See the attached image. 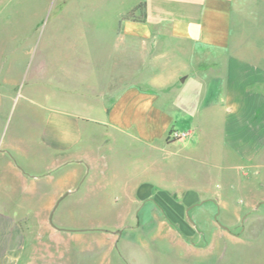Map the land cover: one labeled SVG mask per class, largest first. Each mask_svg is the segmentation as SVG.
Masks as SVG:
<instances>
[{"label":"crops","instance_id":"obj_1","mask_svg":"<svg viewBox=\"0 0 264 264\" xmlns=\"http://www.w3.org/2000/svg\"><path fill=\"white\" fill-rule=\"evenodd\" d=\"M236 2L140 0L131 7L143 4L140 19L120 20L131 9L118 15L111 69L81 68L62 75L54 72L52 77L49 72H32L36 86L26 98L50 114L42 122L21 119L11 136L0 139L1 153L12 152L21 159L22 167L9 169L22 194L35 195L42 205L52 204L60 191L68 192L65 197L82 198L81 204L94 198L102 205L155 200L158 205L189 206L188 210L207 202L225 205L227 191L215 192L209 183L215 170L208 164L207 151L213 142L222 156L219 173L225 168V153L233 152L248 165L264 150V96L250 91L264 83V72H232ZM168 51L186 56V62L151 83L143 68ZM201 62L204 67L198 65ZM40 88L47 89V105L34 94ZM54 93L61 96V107L53 106ZM22 123L27 126L25 135L19 132ZM1 128L2 124L0 132ZM171 132L186 136L173 140ZM24 141L33 142L38 152L40 146L49 150V162L24 159L29 147L27 143L24 148ZM153 147L160 148V161L186 174L197 173L195 181L172 185L156 179L155 185L145 169L137 178L129 176L135 152L146 158L149 173ZM18 215L0 213V264H36L24 258L26 246L16 245L18 230L11 222Z\"/></svg>","mask_w":264,"mask_h":264},{"label":"rangeland","instance_id":"obj_2","mask_svg":"<svg viewBox=\"0 0 264 264\" xmlns=\"http://www.w3.org/2000/svg\"><path fill=\"white\" fill-rule=\"evenodd\" d=\"M138 1L0 0L1 140L14 133L21 119L32 117L42 122L50 114L26 98L36 86L32 72H49L52 77L54 72L62 75L80 72L81 68L111 69L112 51L119 37L118 15ZM235 6L232 72H264V0H237ZM141 15L139 7L134 17L140 19ZM185 59L168 51L143 68L147 72L144 77L151 83L158 81ZM46 91L40 88L34 94L47 105ZM250 91L252 96H264V83L250 87ZM50 96L54 97L50 98L53 106L63 105L58 93ZM19 127L25 135L26 124ZM27 143L24 159L49 162V150L40 146L38 152L36 145L31 146L33 142L25 141L24 148ZM225 155V168L219 173L217 165L222 156L216 141L207 151L208 164L213 163L211 169L215 170L209 183L215 192L227 191L225 205L207 202L188 210L189 206L158 205L155 200L139 204L112 200L102 205L94 198L81 204L82 198L68 196L52 216L53 224L61 229L57 230L48 218L65 192H58L50 205L37 204L35 195L22 194L9 169L22 167L20 157L0 152V213H19L11 222L18 230L16 245L26 246L24 258L36 264H264V150L248 165L233 152ZM149 164L148 173L146 158L135 152L128 175L137 178L145 169L144 175H150L154 184L157 179L172 185L197 177V173L186 174L160 161L158 147L151 148ZM115 170L123 176L118 166Z\"/></svg>","mask_w":264,"mask_h":264},{"label":"trees","instance_id":"obj_3","mask_svg":"<svg viewBox=\"0 0 264 264\" xmlns=\"http://www.w3.org/2000/svg\"><path fill=\"white\" fill-rule=\"evenodd\" d=\"M142 6H143L142 3L138 4V5L135 6L133 9H131L129 12H127V13L124 14V15H122L120 20L128 19V18H131V19H139V18L134 17V13H135V11L137 10V8L142 7Z\"/></svg>","mask_w":264,"mask_h":264},{"label":"water","instance_id":"obj_4","mask_svg":"<svg viewBox=\"0 0 264 264\" xmlns=\"http://www.w3.org/2000/svg\"><path fill=\"white\" fill-rule=\"evenodd\" d=\"M68 194V192L67 193H65V194H63V196H61L59 199H58V201L56 202V204L54 205V207H53V209H52V211L50 212V214H49V218H48V221H49V224L53 227V228H55V229H57V230H61L60 228H57L54 224H53V222H52V216H53V213H54V210H55V208L57 207V205H58V203L66 196Z\"/></svg>","mask_w":264,"mask_h":264},{"label":"built area","instance_id":"obj_5","mask_svg":"<svg viewBox=\"0 0 264 264\" xmlns=\"http://www.w3.org/2000/svg\"><path fill=\"white\" fill-rule=\"evenodd\" d=\"M170 136L173 140H181L186 136V133L171 132Z\"/></svg>","mask_w":264,"mask_h":264}]
</instances>
